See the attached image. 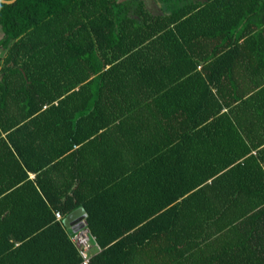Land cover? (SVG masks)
Instances as JSON below:
<instances>
[{"label": "trees", "instance_id": "1", "mask_svg": "<svg viewBox=\"0 0 264 264\" xmlns=\"http://www.w3.org/2000/svg\"><path fill=\"white\" fill-rule=\"evenodd\" d=\"M134 1H0V264H264V0Z\"/></svg>", "mask_w": 264, "mask_h": 264}, {"label": "built area", "instance_id": "2", "mask_svg": "<svg viewBox=\"0 0 264 264\" xmlns=\"http://www.w3.org/2000/svg\"><path fill=\"white\" fill-rule=\"evenodd\" d=\"M55 217L60 219L61 213L55 211ZM70 239L75 244L78 254L81 257V264H89L92 256L90 249L96 243H94V238L87 228L85 220L70 234Z\"/></svg>", "mask_w": 264, "mask_h": 264}, {"label": "crops", "instance_id": "3", "mask_svg": "<svg viewBox=\"0 0 264 264\" xmlns=\"http://www.w3.org/2000/svg\"><path fill=\"white\" fill-rule=\"evenodd\" d=\"M203 1V0H202ZM223 110H226V108H225V106L223 107ZM34 175H35V173H32V172H30L29 173V177L30 178H33L34 177ZM79 208H82V207H78V208H76L75 210H78L76 213V215L73 217L74 219H78V218H80L82 215H84V214H86L85 213V211H84V209L80 212L79 211ZM75 210H73V211H75ZM72 211V212H73ZM76 227H77V225H73V226H71L70 228H67L68 230H67V232H72V231H74L75 229H76ZM153 243V245H152V248H151V250L153 251V252H155V253H158L159 251H161L160 249H163L164 250V252H159V253H161V255H160V257H161V260L163 261V260H165L166 259V256H167V254L165 253L166 252V246H164V242L161 240V239H157V240H154V242H152ZM90 252H91V254L93 255L94 253H96V252H98V249H97V246H92L91 247V249H90ZM166 262V261H165ZM171 262V261H170Z\"/></svg>", "mask_w": 264, "mask_h": 264}, {"label": "flooded vegetation", "instance_id": "4", "mask_svg": "<svg viewBox=\"0 0 264 264\" xmlns=\"http://www.w3.org/2000/svg\"><path fill=\"white\" fill-rule=\"evenodd\" d=\"M139 0H135L134 3L131 5V7H135L137 6V2ZM144 2V6L147 9L152 10L153 12H159V13H164L167 10V6L170 3V0H168L167 2H160L159 0H142ZM185 2L188 0H184ZM196 1H202V0H193V2ZM204 1V0H203ZM132 16L137 17L134 13H132Z\"/></svg>", "mask_w": 264, "mask_h": 264}, {"label": "water", "instance_id": "5", "mask_svg": "<svg viewBox=\"0 0 264 264\" xmlns=\"http://www.w3.org/2000/svg\"><path fill=\"white\" fill-rule=\"evenodd\" d=\"M0 1L9 3V2H13L14 0H0ZM0 52H1V48H0ZM82 210H83L82 208H79V211H80V212H81ZM77 211H78V210H75V211H73V212H70L69 214H67V215L63 218V222L65 223L66 226L71 227V226H73V225H77V227H78L79 225H81V222H82L83 220H85L86 214L82 215V216H81L80 218H78V219H74V218H73V217L77 214V213H76ZM77 227H76V228H77Z\"/></svg>", "mask_w": 264, "mask_h": 264}, {"label": "rangeland", "instance_id": "6", "mask_svg": "<svg viewBox=\"0 0 264 264\" xmlns=\"http://www.w3.org/2000/svg\"><path fill=\"white\" fill-rule=\"evenodd\" d=\"M3 34H2V32H1V30H0V37L2 36Z\"/></svg>", "mask_w": 264, "mask_h": 264}]
</instances>
